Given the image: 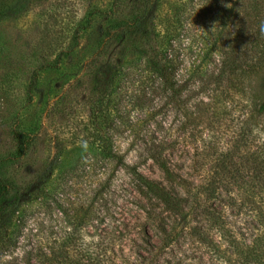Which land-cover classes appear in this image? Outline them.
Segmentation results:
<instances>
[{"label": "rangeland", "instance_id": "1", "mask_svg": "<svg viewBox=\"0 0 264 264\" xmlns=\"http://www.w3.org/2000/svg\"><path fill=\"white\" fill-rule=\"evenodd\" d=\"M17 1L8 0L12 5ZM94 2L104 4L106 0H29L18 14L0 19V157L15 149V130L24 127L33 136L26 154L7 166L5 174L13 176L20 187L32 179L50 181L48 194L25 207L17 247L13 251L0 250V264H43L38 254L59 247L75 225L76 232L82 233L77 240L79 247L88 250L96 242L111 240L113 235L116 255L130 257L129 264H140L138 252L147 255L145 247L149 246L136 233V223L146 219L144 210L161 212L169 223L174 218L160 201L143 196L134 187L132 176L119 165L103 172L98 149L80 140L84 137L81 129L90 117V98L95 96L90 93L88 76H84L86 70L81 68L78 73L71 64L64 71L62 65L57 69L46 67L45 46L60 41L64 47L70 44L74 19ZM252 3L159 0L153 5L152 22L160 23L176 8L185 21L174 60L173 77L180 90L176 97L171 89L155 82L139 56L130 51L131 46L112 43L107 57L113 52L116 56L96 62L100 68L122 66V81L108 105L109 111L122 119L116 123L115 132L125 161L162 181L166 189L182 195L192 191V184L203 174L196 164L199 154L195 155L201 146L226 150L242 126H250V136H255L257 142L264 140V113L245 122L248 102L255 96L258 103L264 94V67L247 72L227 70L219 77L227 43L232 44V39L241 35L248 38L252 22L264 21V8L255 15ZM240 22L244 25L242 32L237 29ZM102 31L103 23L95 21L82 35L75 52L82 58L91 55L90 41ZM77 73L78 77L82 75L80 80H75ZM62 94L63 101L54 104ZM160 142L168 156V172H160L158 165L147 158L149 150ZM107 175L109 188L95 194L97 184ZM224 187H229L222 191L224 195L232 190L226 183ZM225 215L245 242L261 230L255 212L246 207L227 204ZM178 220L186 221L181 217ZM116 225L118 231H125L123 238L115 230ZM148 227L156 240L154 227L150 223ZM204 247L183 233L179 241L165 249L160 264H225L223 259L235 257L232 249L224 256Z\"/></svg>", "mask_w": 264, "mask_h": 264}, {"label": "trees", "instance_id": "2", "mask_svg": "<svg viewBox=\"0 0 264 264\" xmlns=\"http://www.w3.org/2000/svg\"><path fill=\"white\" fill-rule=\"evenodd\" d=\"M28 1L18 0L12 5L8 0H3L0 3V19L18 14L27 6ZM158 1L106 0L104 4L90 3L83 15L74 19L70 44L64 47L60 41L45 46L46 67L57 69L62 65L61 71H64L66 65L71 64L74 68H78V73L81 68L86 70L84 76H88L90 93L95 96L90 98L92 99L89 104L90 117L88 123L81 129L84 137L80 140L98 149L104 167L103 172L107 173L113 165H119L132 176L134 187L143 196L160 201L165 207V212H169L170 217L171 214L174 216L169 223L161 212L144 210L146 219L136 223L138 226L136 233L149 246L145 247L147 255L138 252L140 264L163 262L165 249L179 241L183 233L190 235L196 244L204 245L205 250L208 249L216 255L221 253L225 256L227 250L232 249L235 257L229 256L223 259L225 264L228 262L264 264V140L257 142L255 136H250L253 132L250 126L248 128L242 126L237 131L233 143L226 150L220 152L217 149L212 150L209 145L201 146L200 151L199 148L197 149L195 155L199 154L196 156L200 160H197L196 164L198 171L201 170L203 174L199 175V180L195 184H192V191L186 192L185 195L171 188L166 189L162 181L150 178L138 170L136 164L126 162L125 154L117 145L115 125L122 119L112 114V110L109 111L108 104L122 81V66L119 69L96 67V62L100 58L107 60L116 56L113 52L107 57V54H110L107 48L112 43L124 47L131 46L130 51L139 56L140 62L143 61V65L150 70L155 82L165 89H171L173 97L178 96L180 91L175 84L173 69L174 60L178 57V44L185 32V21L176 8L160 23L152 22L150 13L153 5ZM253 1L255 4L252 3V8L254 7L253 11L256 15L260 12V8H264V0ZM95 21L103 23V31L101 34L93 35L90 41L93 47L91 55L82 58V55L75 52V48L79 46L82 35ZM243 26L242 22L240 25L237 23L239 32L244 28ZM262 27H264L263 19H255L248 38L241 35L236 39L235 35L236 40L233 38L232 44L227 43L228 48L223 49L224 56L219 77L227 70L237 68L245 72L264 67ZM51 55L53 57L49 59ZM78 73L75 80L82 78V75L77 76ZM63 99L62 94L54 104L62 102ZM259 99L260 101L256 103L254 96L251 103L248 102L249 113L245 122L251 118L256 119L264 113V94L260 95ZM31 133L24 127L15 130L13 132L15 149L0 157V250L13 251L17 247L24 226L25 207L50 191L48 189L50 181L47 178L32 179L25 186L20 187L13 176L5 174L6 167L28 151L33 139ZM161 143L163 142L155 144L156 147L149 150L150 154L147 158L158 165L160 172H168L169 160L167 154L163 153L164 148H161ZM93 168L96 171V166ZM106 180H109L108 175L97 184L95 194L109 188L110 181ZM224 183L230 186L232 194L231 191L225 195L222 193L223 190V192L229 190V187L222 189ZM227 204L246 207L255 212L261 230L252 236L251 241H243L245 239L239 236L240 232L229 223L225 215ZM141 205L146 206L144 203ZM180 217L185 218L186 221L183 220L181 223L178 220ZM149 223L156 231L154 233L157 241L149 234ZM178 225H182L180 230L177 228ZM76 226L66 232L59 247L51 248L49 253L38 254L44 259L43 264H129L130 257L119 258L116 255L117 240L113 235L111 240L96 242L88 250L79 247L81 244L77 243V240L82 233L76 232ZM115 230L118 231L117 225ZM118 232L122 238L126 235L125 231ZM116 237L119 238V235ZM224 244L226 246L222 248ZM118 249L121 250V247L118 246Z\"/></svg>", "mask_w": 264, "mask_h": 264}, {"label": "clouds", "instance_id": "3", "mask_svg": "<svg viewBox=\"0 0 264 264\" xmlns=\"http://www.w3.org/2000/svg\"><path fill=\"white\" fill-rule=\"evenodd\" d=\"M261 34L264 35V27L261 28Z\"/></svg>", "mask_w": 264, "mask_h": 264}]
</instances>
